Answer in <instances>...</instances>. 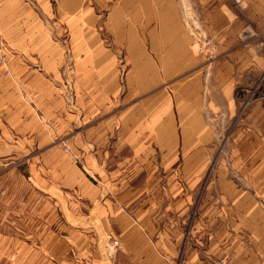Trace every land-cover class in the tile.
Wrapping results in <instances>:
<instances>
[{"label": "crops", "instance_id": "1", "mask_svg": "<svg viewBox=\"0 0 264 264\" xmlns=\"http://www.w3.org/2000/svg\"><path fill=\"white\" fill-rule=\"evenodd\" d=\"M0 37V139L66 128L83 164L66 219L2 221L0 264H264V0H0Z\"/></svg>", "mask_w": 264, "mask_h": 264}, {"label": "rangeland", "instance_id": "2", "mask_svg": "<svg viewBox=\"0 0 264 264\" xmlns=\"http://www.w3.org/2000/svg\"><path fill=\"white\" fill-rule=\"evenodd\" d=\"M108 3L115 5V1ZM95 6L94 4V9ZM98 7L97 5L96 8ZM103 18L104 16L100 14L93 16L92 33L93 36L98 38L101 36L104 39L101 43L110 45L111 42L107 39V37L111 38L110 35L102 31L101 20ZM48 20L51 28L61 29L60 34L53 33L54 37L60 40L62 48L59 52L65 59L64 63L60 64L59 70L67 71L69 67L73 70L74 66L76 73L83 71V64L79 62L83 60L84 48L71 47L67 27L54 15L49 16ZM98 38L93 39L94 44H98ZM0 43L6 55L9 49L4 46L5 43L1 37ZM106 48H95L94 50L105 52L107 50L108 53L116 54L118 60L123 58L122 52L125 51L123 48L114 46ZM92 54L96 52L93 51ZM120 62L118 68L124 69V65ZM62 84L65 92L72 85L68 79L62 80ZM77 131L80 133L82 130ZM66 134H68L66 128H43L32 129V133H28L26 138H21L22 141H19L20 138L16 140L13 136L12 144L0 139V154L5 153L4 158L0 159V171H7L6 175L0 174V233L4 231L2 222L4 219H66L70 214L69 203L81 201L69 191V186L75 181V178L70 176L75 167L73 164L78 166L79 172L83 171L82 156L74 150L72 143L68 142V137L63 136ZM65 146L68 147V152L64 150ZM72 154H75V157H72ZM81 188L83 189V186ZM12 227L19 228V224H12ZM12 244H15V240Z\"/></svg>", "mask_w": 264, "mask_h": 264}, {"label": "built area", "instance_id": "3", "mask_svg": "<svg viewBox=\"0 0 264 264\" xmlns=\"http://www.w3.org/2000/svg\"><path fill=\"white\" fill-rule=\"evenodd\" d=\"M235 2L239 1V0H233ZM5 64V54L3 53L2 51V44L0 43V66L4 65ZM65 151H69L68 147L65 146L64 148ZM72 157H75L74 154L71 155ZM222 262V260H221Z\"/></svg>", "mask_w": 264, "mask_h": 264}]
</instances>
